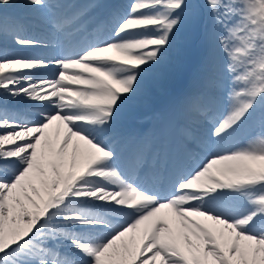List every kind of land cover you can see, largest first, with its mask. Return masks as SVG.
<instances>
[{"label": "snow or ice", "instance_id": "6c2138e0", "mask_svg": "<svg viewBox=\"0 0 264 264\" xmlns=\"http://www.w3.org/2000/svg\"><path fill=\"white\" fill-rule=\"evenodd\" d=\"M185 42L168 135L127 136ZM0 264H264V0H0Z\"/></svg>", "mask_w": 264, "mask_h": 264}, {"label": "bare ground", "instance_id": "6f19581e", "mask_svg": "<svg viewBox=\"0 0 264 264\" xmlns=\"http://www.w3.org/2000/svg\"><path fill=\"white\" fill-rule=\"evenodd\" d=\"M81 1L82 0H76L77 3ZM128 3H130V0H128L125 5ZM22 15L27 16L28 14L22 13ZM180 51L182 50L178 46L173 53L171 63L162 69L158 75L146 79L143 82L138 96L122 106L117 121V126L119 128L122 127L123 122L127 119L144 123H165L164 117L166 115H164L163 112L170 111L176 102L175 96H181L187 91V89L185 90L186 80L184 81V74L182 75L174 68L176 61L180 60V56L178 55ZM172 86L176 87L174 88ZM20 107H23V105ZM161 130L162 133L166 135V129L162 127ZM240 140L241 142L243 141V136L240 137Z\"/></svg>", "mask_w": 264, "mask_h": 264}, {"label": "rangeland", "instance_id": "374dc122", "mask_svg": "<svg viewBox=\"0 0 264 264\" xmlns=\"http://www.w3.org/2000/svg\"><path fill=\"white\" fill-rule=\"evenodd\" d=\"M200 3L202 4L203 0H200ZM192 43L193 42H185L179 45L182 51L178 53V55L180 56V60L176 61L174 68L182 75L187 69L194 68L197 65V62L199 61L201 56V50L199 45L193 43V45H196L197 48H191ZM172 87L175 88L176 86Z\"/></svg>", "mask_w": 264, "mask_h": 264}]
</instances>
